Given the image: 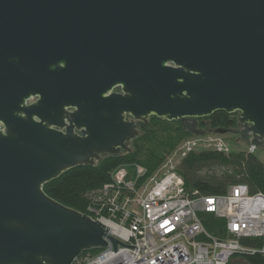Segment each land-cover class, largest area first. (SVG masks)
Here are the masks:
<instances>
[{"label":"water","instance_id":"1","mask_svg":"<svg viewBox=\"0 0 264 264\" xmlns=\"http://www.w3.org/2000/svg\"><path fill=\"white\" fill-rule=\"evenodd\" d=\"M216 112L237 129L207 133L264 150V0H0V264L116 250L43 187L129 153L151 117L204 136Z\"/></svg>","mask_w":264,"mask_h":264},{"label":"built area","instance_id":"2","mask_svg":"<svg viewBox=\"0 0 264 264\" xmlns=\"http://www.w3.org/2000/svg\"><path fill=\"white\" fill-rule=\"evenodd\" d=\"M256 148L248 147L254 154ZM228 152L221 137L206 133L184 139L150 179L136 166V179L127 181L124 166L94 192L86 214L108 228L109 240L98 253L74 264H228L235 256L254 254L242 245L249 238L264 239V195L249 194L245 185L230 186L224 195L203 196L186 191L178 163L191 152ZM227 155V154H225ZM223 220L222 238L209 234L201 215Z\"/></svg>","mask_w":264,"mask_h":264},{"label":"trees","instance_id":"3","mask_svg":"<svg viewBox=\"0 0 264 264\" xmlns=\"http://www.w3.org/2000/svg\"><path fill=\"white\" fill-rule=\"evenodd\" d=\"M234 115V117H232ZM222 112L212 114L208 129L234 128L237 114ZM236 115V116H235ZM140 135L132 142L131 151L115 157H104L95 167L81 166L62 174L58 179L43 187L44 193L59 204L86 214L91 196L102 185L110 181V175L119 167L134 165L146 171V177L153 175L184 139L187 133L179 122H167L155 117L148 124H139ZM186 191L203 196L226 194L233 185H245L249 194L264 195V165L255 154L246 151L229 155L214 151L188 153L177 170ZM205 230L222 238L224 221L211 214L201 215ZM242 245L256 250L254 254L235 256L228 264H264V239L249 238ZM99 250L82 253L80 258L98 253Z\"/></svg>","mask_w":264,"mask_h":264},{"label":"rangeland","instance_id":"4","mask_svg":"<svg viewBox=\"0 0 264 264\" xmlns=\"http://www.w3.org/2000/svg\"><path fill=\"white\" fill-rule=\"evenodd\" d=\"M220 137H221V140L224 143L225 147L228 149V152L225 153L227 155H229L231 153L244 152V151H247V149H248V147L246 145L238 143L236 141V139L234 137H232L231 135H224V136H220ZM172 154L173 153H171V155ZM254 154L258 158V160L264 165V150L256 149ZM171 155H169V157ZM179 164L180 163H178L177 167H179ZM124 168H125L127 175H128L126 180L127 181H134L136 179V166L127 165V166H124ZM151 176L146 177V173H145L144 177H142V178L143 179L147 178V180H148V178L150 179Z\"/></svg>","mask_w":264,"mask_h":264},{"label":"flooded vegetation","instance_id":"5","mask_svg":"<svg viewBox=\"0 0 264 264\" xmlns=\"http://www.w3.org/2000/svg\"><path fill=\"white\" fill-rule=\"evenodd\" d=\"M114 92H120V89L119 88H115L114 89ZM33 102H35V99H31L29 103H33ZM237 116H238V114H237ZM232 117H234V115ZM140 124H142V123H140ZM138 126H139V124H137V128H138ZM209 126H210V119L206 118V119H199L198 120V129L201 130V131H204L205 134L210 130V129H208ZM2 129H3V127L0 124V130H2ZM223 129L236 130L237 129V126L234 127V128H223ZM227 135H230V134H227ZM231 136L234 137L238 143L244 144L243 142H241L239 140V137L238 136H236V135H231Z\"/></svg>","mask_w":264,"mask_h":264}]
</instances>
